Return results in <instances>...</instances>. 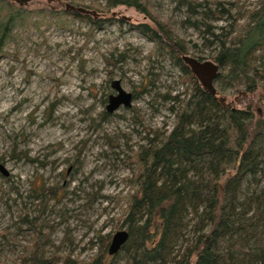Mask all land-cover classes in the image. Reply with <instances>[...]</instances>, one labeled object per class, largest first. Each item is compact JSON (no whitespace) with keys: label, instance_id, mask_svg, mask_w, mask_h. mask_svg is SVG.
Wrapping results in <instances>:
<instances>
[{"label":"rangeland","instance_id":"374dc122","mask_svg":"<svg viewBox=\"0 0 264 264\" xmlns=\"http://www.w3.org/2000/svg\"><path fill=\"white\" fill-rule=\"evenodd\" d=\"M259 1L144 0L145 12L108 8L106 0L24 5L58 11L70 3L96 10L95 21H113L97 26L71 15L62 21L36 15L41 23L19 29V40L0 55V166L8 172L0 170V264H31L38 240L41 264L91 263L117 231L127 230L134 152L146 137L172 129L180 103L173 97L185 98L187 90L180 68L136 25L162 23L184 55L216 62L233 19L243 24ZM115 80L133 101L109 113ZM257 84L247 100L242 83L215 88L227 104L260 107L264 80ZM116 259L106 252L101 264Z\"/></svg>","mask_w":264,"mask_h":264},{"label":"trees","instance_id":"16d2710c","mask_svg":"<svg viewBox=\"0 0 264 264\" xmlns=\"http://www.w3.org/2000/svg\"><path fill=\"white\" fill-rule=\"evenodd\" d=\"M260 1L243 24L233 19L215 57L220 66L216 82L246 85L245 100L257 89V81L264 80V0ZM106 3L108 8L125 5L146 11L144 0ZM64 9L27 10L0 0V55L12 39L19 40V29L41 23L33 18L36 15H55L61 21L71 15L70 20H89L97 26L113 21H95L91 15ZM136 28L180 68L187 90L185 98L173 97L180 103L173 110L172 129L146 137L148 144L134 152L131 181L136 190L126 197L124 216L129 239L112 255L115 264H264V94L260 107L251 102L243 107L222 104L217 91L202 87L184 62L186 48L168 27L141 23ZM260 59L262 66L257 65ZM110 242L97 259L85 264H101ZM38 245L39 240L30 253L31 264L44 262Z\"/></svg>","mask_w":264,"mask_h":264},{"label":"water","instance_id":"95a60500","mask_svg":"<svg viewBox=\"0 0 264 264\" xmlns=\"http://www.w3.org/2000/svg\"><path fill=\"white\" fill-rule=\"evenodd\" d=\"M14 2L19 3L20 5H27L28 3L34 0H12ZM65 8L67 11L77 14H85L91 16H98L99 13L96 10H90L88 8L77 6L74 4L66 3ZM183 60L191 69L192 73L198 79L199 83L202 87L206 90L210 91L211 93H216L215 82L220 72V66L217 62L211 60L201 61L198 58L183 55ZM120 80H115L112 84L113 88L117 90V95H112L109 99V104L107 105V111L109 113L114 112L121 105L125 107H130L133 101V94L130 92H126L120 84ZM220 101L222 104L227 105L224 98L220 97ZM0 170L2 173L7 174V170L4 166H0ZM129 239V232L127 230H120L117 231L110 242L108 252L110 255L118 254L123 245Z\"/></svg>","mask_w":264,"mask_h":264}]
</instances>
